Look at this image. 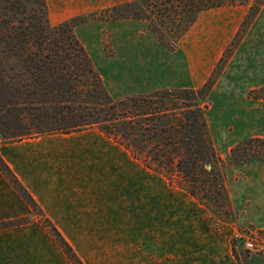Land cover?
<instances>
[{"label":"crops","instance_id":"1","mask_svg":"<svg viewBox=\"0 0 264 264\" xmlns=\"http://www.w3.org/2000/svg\"><path fill=\"white\" fill-rule=\"evenodd\" d=\"M134 1L104 0L98 7L106 9ZM74 4L73 9L80 6L79 1ZM246 9L244 5L226 4L198 13L188 29L176 39L169 53L171 58L174 56V60L169 62L173 63L174 72L185 79L184 85L172 83L164 89L194 88L191 82L198 78L202 83L203 75H208L238 33L247 14ZM68 14L71 13H67L66 6V18ZM145 25L148 28V22ZM241 32L212 90V94L219 95L220 100L229 101L219 108L221 116L229 117L222 123L223 132L226 133L230 126L235 128L223 142L218 141L224 149L236 146L249 136L264 138V121L261 122L264 99L248 97L250 90L264 85V0ZM77 36L87 52L92 48L102 50L103 43L98 33L93 39L80 37L78 33ZM178 43H182V49ZM126 45L130 51L134 50L132 40ZM116 49H119L118 44ZM101 60L97 63L100 68L105 67V60ZM132 60L121 64L131 66ZM148 82L139 87L134 81L129 86L145 91L151 80ZM0 154L57 229H87L92 223L98 224V227L131 228L134 232L138 229L145 244L143 252L128 251L116 258V264H199L200 250L198 242L193 244V238L190 254L184 255V237L178 236L158 238V248H162L151 250V201L153 199L159 203L153 206L165 208L161 203L166 201L170 190L167 179L102 131L55 132L46 138L3 143ZM228 164L230 172L226 173L224 162L228 198L231 203L237 198V205L242 202L245 205L239 213L244 223L263 228L264 207L260 210L259 207L264 202V161L254 157L237 166L232 162ZM136 175L143 183L155 177L160 187L155 189V193L143 188L137 194ZM229 189H232V193ZM104 190H108L106 194ZM113 190L117 193L113 194ZM178 190L184 191L181 188ZM95 197L99 200L95 201ZM4 202L0 204V264H72L38 220H13L22 217L23 209L28 211V206L7 207ZM157 227L162 230L161 225ZM62 232L66 238V232ZM215 255L216 261L222 260L219 254Z\"/></svg>","mask_w":264,"mask_h":264},{"label":"trees","instance_id":"2","mask_svg":"<svg viewBox=\"0 0 264 264\" xmlns=\"http://www.w3.org/2000/svg\"><path fill=\"white\" fill-rule=\"evenodd\" d=\"M262 1L255 0L250 19ZM165 2L181 17L179 36L201 11L234 0ZM129 16L136 14L124 15ZM148 24L153 31V22ZM74 27L71 21L52 25L45 0H0V136L16 140L97 126L167 178L175 172L177 186L199 203L224 209V161L211 143L205 115L208 83L114 100ZM253 139L260 141L249 138L248 142ZM240 147L238 143L232 148L231 162L238 160L235 151ZM0 170L28 203L35 204L1 157ZM56 236L74 263L82 264L58 232Z\"/></svg>","mask_w":264,"mask_h":264},{"label":"rangeland","instance_id":"3","mask_svg":"<svg viewBox=\"0 0 264 264\" xmlns=\"http://www.w3.org/2000/svg\"><path fill=\"white\" fill-rule=\"evenodd\" d=\"M45 1L47 17L52 25L64 21H71L75 24L74 32L76 36L78 33L80 37L85 36L88 39H93L95 33L100 35V39L103 43L102 50H98V48L93 50L92 48L88 50V54L102 79L104 89L114 100H126L127 97L132 95L150 94L155 88L163 87L161 89H164L165 86H170L174 83H182L181 85H184L183 81L185 79H183L181 74L179 75L177 72H174L173 63L169 62L174 60V56L172 58L170 57V48L173 47L176 39L180 36H178L180 32V26H178V24L181 25L183 22L180 21L181 17L176 13V8L169 7L170 4H166L165 0H149L146 2L136 0L130 7L117 5L106 9L98 7L100 6V2L104 0ZM77 1H79L80 6L77 9H73L74 6H76L74 3ZM233 4L244 5L247 8V14L242 21L238 33H236L232 42L225 48L219 60L216 61L213 68L210 69L208 75H203V82H200L201 78L195 79V81L191 80V84L195 85L193 86L194 88H200L205 83H208L210 87L207 98L208 107L205 110L208 134L216 153L226 163V173L230 172V166H228L230 164H228V162H231V157H229V154L234 145L230 148L227 146V148L224 149L219 146L218 141L223 142L234 127L230 126L229 129H226V133L225 131L223 132L222 123L227 121L229 117L226 115L221 116L219 114V108L222 107L221 105L228 104L229 101L220 100L219 95L212 94V90L218 79L222 65H224L226 59L230 55L238 36L242 33L241 30H244L247 25L246 22L249 21L251 14L256 9L255 0H234ZM66 6L67 13H71L68 14L67 18ZM126 13L136 14V16L139 15V17L142 18L136 16L124 17ZM145 16H149V19H145ZM143 19L146 20V22H153L154 32L151 30L152 27L150 28L149 24V29L146 27V22ZM153 35L158 40H156ZM131 40L135 43L133 51H130L126 45V43ZM116 44L119 45L118 50L116 49ZM180 44L182 43H178L177 45L182 49ZM101 59L105 60V62L103 61L105 67L103 66L100 68L97 66V63L102 61ZM131 59H133L131 61V66L126 67L121 64ZM149 80H151V83L149 87L146 86L144 88L145 91L138 90L136 86L135 89H133L134 86H132L133 88L129 86L135 81V84L140 87L142 83L148 82ZM196 84L198 85L196 86ZM248 97L264 99V85L250 90L248 92ZM262 118L263 120L261 122L264 121V116ZM86 130L99 131L100 128L91 126L86 128ZM48 135L49 134H42L16 140H4L0 136V145L24 139L38 137L46 138ZM110 138L112 137L110 136ZM249 138L253 137L249 136L238 142L241 143V147L235 151V157H237L238 160H235V162L234 160L232 161L234 165L237 166L243 162L250 161L254 157H260L262 161H264V142L261 141V139L264 140V138L254 136V138H260V141L253 139L248 142ZM112 139L115 140L114 138ZM0 157L2 158L1 154ZM135 157L138 158L137 156ZM138 159L141 160L140 158ZM152 170L161 173L157 169ZM162 175L166 177L165 174ZM166 179L168 184L167 187L170 190L168 191L166 201L161 203V205H165V208L153 206L159 203L153 199L151 201L152 234L150 248L152 251L162 248H158V238L178 236L184 237V244L182 246L184 255L190 254L191 252L192 243L190 242L192 238L193 244L198 242L200 250L199 264H264V255H259L247 250L243 246L242 238L236 236L238 234L240 236H257L264 240V227H254L244 223V221L240 219L239 213L245 207L243 202L241 205H237L238 199L236 198L233 199V203H231L226 190L227 202L224 209L205 207L202 204H198L196 200L191 198L184 191L178 190V175L175 172L170 176L168 175ZM135 185L137 194L142 192L143 188L145 190L149 188L152 193H155V189L160 187V183L155 177H152L149 181L145 180V183H143L142 180H139L137 175L135 177ZM107 191L104 190L103 193L106 194ZM113 191V194L117 193L116 190ZM229 191L232 193V189H229ZM27 192L30 194L28 190ZM0 197L2 200L0 204H3V200H5L4 203L7 207L28 206V211H24L23 209L22 217L13 220H38L60 246L56 236L58 232L66 243L71 246L82 264H116L117 262L115 260L117 257H122L121 255L128 251L141 253L145 247L144 241L142 240L143 238L138 229L134 232L131 228L98 227L96 223H92L87 229L81 230L57 229L42 212L39 204L36 203L35 200V204L28 203L13 187L12 183H10L1 170ZM94 200L97 201L99 198L95 197ZM92 202L94 201H90V203ZM260 204H258L260 205V207L258 206L259 210L264 207V202ZM174 206H176V209ZM165 216H167L166 219ZM93 224H95L96 227ZM158 225L159 227L160 225L162 226V230L157 227ZM165 227L167 228L164 229ZM62 231H64V233L66 232V238ZM152 251L150 252L153 253ZM65 254L66 258L70 260L72 264H75L68 254ZM117 254H119V256H116ZM214 254H219L218 256H221L222 260L216 261V255L214 256Z\"/></svg>","mask_w":264,"mask_h":264},{"label":"built area","instance_id":"4","mask_svg":"<svg viewBox=\"0 0 264 264\" xmlns=\"http://www.w3.org/2000/svg\"><path fill=\"white\" fill-rule=\"evenodd\" d=\"M237 237H241L243 241V246L256 254L264 255V240L258 238L257 236H240L239 234L236 235Z\"/></svg>","mask_w":264,"mask_h":264}]
</instances>
